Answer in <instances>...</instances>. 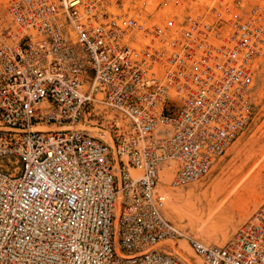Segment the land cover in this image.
I'll list each match as a JSON object with an SVG mask.
<instances>
[{
    "label": "built area",
    "instance_id": "2783aa9c",
    "mask_svg": "<svg viewBox=\"0 0 264 264\" xmlns=\"http://www.w3.org/2000/svg\"><path fill=\"white\" fill-rule=\"evenodd\" d=\"M155 2L0 7V264H182L178 240L202 264H264V201L220 245L160 193L164 168L195 185L247 131L264 26L162 22Z\"/></svg>",
    "mask_w": 264,
    "mask_h": 264
},
{
    "label": "rangeland",
    "instance_id": "374dc122",
    "mask_svg": "<svg viewBox=\"0 0 264 264\" xmlns=\"http://www.w3.org/2000/svg\"><path fill=\"white\" fill-rule=\"evenodd\" d=\"M10 1L0 0V7ZM155 5L154 16L162 22L167 18L179 22L188 16L209 22L253 18L264 26V0H156ZM252 103L253 116L247 131L231 145L207 178L180 190L170 187L172 175L169 182L163 183L166 168L160 179L161 189L172 191L179 207L173 211L166 202L167 219L208 243L224 244L264 201V55L254 65ZM221 207L224 212L218 217ZM167 244L182 245L188 262L168 247L182 264H202L184 240Z\"/></svg>",
    "mask_w": 264,
    "mask_h": 264
},
{
    "label": "bare ground",
    "instance_id": "6f19581e",
    "mask_svg": "<svg viewBox=\"0 0 264 264\" xmlns=\"http://www.w3.org/2000/svg\"><path fill=\"white\" fill-rule=\"evenodd\" d=\"M44 130V129H43ZM167 169V168H166ZM168 171V173H165L164 175H163V178H162V174H163V172L161 173V178H162V180H163V183H167V182H169V180L171 179V176H169V175H172V173H171V171H169V169H167ZM160 178V179H161ZM160 183H161V181H160ZM163 183H161V185L163 186ZM161 185H160V193H161V195L163 196V198H164V200H165V205H166V202L169 204V206L171 207V209L173 210V211H175L174 209H175V206H177V205H175V201H173V198H174V196L175 195H173L172 194V191H171V193L169 192V189H168V191H166V190H162L161 189ZM175 190H177V189H175ZM174 190V191H175ZM178 190H180V189H178ZM178 193V192H177ZM179 194V193H178ZM177 204V203H176ZM219 206V205H218ZM178 207V206H177ZM212 207V206H211ZM179 208V207H178ZM182 210V209H181ZM218 212H217V214H218V217H222V216H220L223 212H224V209L221 207L219 210H217ZM190 215V214H189ZM168 243V242H167ZM167 247H171V248H173V250L175 251V253H177V254H179V257L182 259V260H184L185 262H188V259H187V255L185 254V252L183 251V247H182V245L181 244H167L166 245Z\"/></svg>",
    "mask_w": 264,
    "mask_h": 264
}]
</instances>
